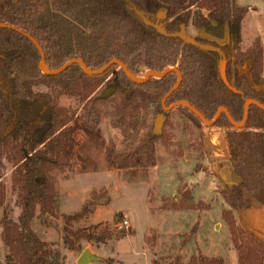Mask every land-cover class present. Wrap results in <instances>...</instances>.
<instances>
[{"label":"trees","instance_id":"trees-1","mask_svg":"<svg viewBox=\"0 0 264 264\" xmlns=\"http://www.w3.org/2000/svg\"><path fill=\"white\" fill-rule=\"evenodd\" d=\"M131 1L147 14L164 8L169 30L177 23L191 24L195 28H208L215 23L232 28L237 38L248 12L239 4L240 0ZM0 24L31 36L41 47L51 70L59 69L72 59L81 60L91 70H98L116 59L137 79L149 71L176 68L182 81L165 105L186 101L207 120H212L223 107L232 120L240 124L245 101H256L257 105L248 108L244 128H234L225 114L213 126L227 129V162L240 178L238 185L226 187L219 193L228 208L222 212V218L228 225L238 263L264 264V242L239 227L232 217L233 210L247 208L249 202L264 205V92H257L252 87L264 83L263 50L258 39L245 52L236 46L228 61L226 77L237 91L235 94L217 79L212 55L146 28L128 12L124 0H0ZM244 62L249 64L248 77L239 75L235 67ZM39 63L40 55L29 40L15 31L0 29V238L5 253L3 264H62L59 252L47 247L35 233L33 223L38 221L47 230L52 228L49 220L57 219L53 177L58 171L72 167L63 155V149L72 145L65 130L69 117L56 102L46 94H35L33 88L44 85L65 94L75 93L81 101L91 105L102 101V94L93 98L91 95L100 83L107 81V85L123 96L124 108L138 98L141 104H154L157 116L163 113L162 98L177 82V75L170 73L138 85L128 80L118 66H112L96 77L84 75L78 65H72L60 75L47 76L39 71ZM126 90L131 93L127 95ZM34 102L42 105V113L28 111ZM176 109L195 126H203L187 108ZM168 115L169 112L165 113L166 118ZM156 138L153 131L147 133L141 140L140 149L145 150ZM2 160L13 167L11 190L17 195L20 207L16 221L10 217L11 210L5 208ZM88 213V208L84 207L72 215L60 216L64 224L62 243L69 250H76L81 240L101 243L111 238L112 234L105 229L92 234L70 229ZM187 264L224 262L197 252Z\"/></svg>","mask_w":264,"mask_h":264},{"label":"rangeland","instance_id":"rangeland-1","mask_svg":"<svg viewBox=\"0 0 264 264\" xmlns=\"http://www.w3.org/2000/svg\"><path fill=\"white\" fill-rule=\"evenodd\" d=\"M239 4L248 12L238 38L233 30L227 31L228 53H225L231 59L236 46L245 52L258 39L263 50L264 80V1L240 0ZM161 10L165 9L160 8L154 14L160 17ZM185 31L194 39L206 33V28L189 24ZM218 60L214 55L215 69ZM235 67L239 75L248 77L247 62ZM106 82L100 83L91 97L108 92L107 95L91 105L75 93L65 94L44 85L33 88L35 94H46L67 113L65 130L72 139V145L63 149L72 167L58 171L53 177L57 219L49 220L52 228L47 230L35 221V233L47 247L59 252L62 264H76L86 249L101 259L92 264H187L197 252L221 259L224 264H239L228 225L222 218V212L228 208L219 195L229 187L221 181L227 162V129L197 127L174 109L165 117L155 141L141 150V140L153 131L156 122L154 104L144 105L135 98L124 108L123 96L111 90ZM252 87L264 92V83ZM28 111L42 113L44 108L34 102ZM2 164L5 208L11 210L10 217L16 221L20 207L11 190L13 167L3 160ZM253 204L256 203L249 202L248 207ZM84 207L88 208V215L70 229L89 234L105 229L112 236L101 243L81 240L76 250H69L62 243L64 224L60 216L72 215ZM1 213L2 209L0 218ZM232 217L241 227L233 211ZM4 254L0 238V264L4 262Z\"/></svg>","mask_w":264,"mask_h":264},{"label":"water","instance_id":"water-1","mask_svg":"<svg viewBox=\"0 0 264 264\" xmlns=\"http://www.w3.org/2000/svg\"><path fill=\"white\" fill-rule=\"evenodd\" d=\"M124 2L127 5V9L133 13L134 18H136L137 21H139L146 28H149V27L154 28V30H155L154 32L156 34H158L162 37H165V38L178 39L182 43H184L185 45L192 46V47L196 48L197 50H199L203 53H206V54H209V53L217 54V56L219 58V60L217 62V67H216L217 79L229 91H231L232 93H235V94L237 93V91L230 85V83L228 82L227 77H226V67H227L228 61L230 60V57H229V55L228 56L225 55L224 51L222 50V47H223L222 45L221 46H214L211 44L199 42L193 38L188 37L186 34V31H185L186 26L184 24L180 25L178 31H175V32L167 31L165 23H157L155 25L152 24L149 21L150 15L143 12L141 9H139L131 0H124ZM161 11H163L162 17L165 18L166 10H161ZM0 29H9V30L15 31L18 34L25 37L27 40H29L33 44V46L36 48V50L38 51V53L40 55V63L38 65V69L43 75L57 76V75H60L61 73H63L65 70H67L72 65H78L82 69V72L84 73V75H86L88 77H96V76H100V75L104 74L110 67L118 66L123 71V73L128 78V80H130L131 82H133L135 84L143 85V84H146L150 79H160V78H163L170 73H175L177 75V82L173 86V88L168 93H166L165 96L162 98L161 107H162L163 113L157 115V117H156V122H155L154 129H153V135L154 136H157L161 132V126L163 124V121L165 120V113H168V112H170V111H172L178 107L187 108L206 127H212L216 123V121L220 118V116L222 114H225L228 122L234 128H236V129L240 128L241 129V128H244V126H245L249 106L250 105H257V102L254 100L248 99L245 101L243 121L240 124L235 123L232 120L229 113L227 112V110L223 107H221L217 110V112H216V114L212 120H207L205 117H203V115L200 112H198L195 108H193L186 101H179V102L173 103L169 106L165 105L168 97L179 88L181 81H182L181 73L176 68H167V69L163 70L162 72L149 71V72H146L144 74L142 79H137L134 77V75L128 70V68L121 61L116 60V59L109 61L106 65H104L102 68H100L98 70H91L81 60L72 59V60L68 61L67 63H65L59 69L51 70L46 65L45 56H44V53H43L41 47L37 44V42L31 36H29L25 33H22L21 31L15 29L14 27L8 26V25L0 24ZM200 36L205 37V38H209L212 40H216L213 37H211L210 35H207L205 33H200ZM216 41L219 42L220 44H222L225 41V35H224L223 39L216 40ZM234 43L235 42L232 41V43H231L232 47H233ZM111 90H114V89L112 88ZM107 93L108 92H106V94L102 95V98H104L107 95ZM99 261H101V259L99 257L92 254L89 249H86L82 252V254L78 258L76 264H92V263L99 262Z\"/></svg>","mask_w":264,"mask_h":264},{"label":"crops","instance_id":"crops-1","mask_svg":"<svg viewBox=\"0 0 264 264\" xmlns=\"http://www.w3.org/2000/svg\"><path fill=\"white\" fill-rule=\"evenodd\" d=\"M224 168L225 171L221 176V181L224 185L229 187L238 185L240 178L235 175L228 162H226ZM233 213L243 229L264 240V205L256 203L244 209H235Z\"/></svg>","mask_w":264,"mask_h":264},{"label":"flooded vegetation","instance_id":"flooded-vegetation-1","mask_svg":"<svg viewBox=\"0 0 264 264\" xmlns=\"http://www.w3.org/2000/svg\"><path fill=\"white\" fill-rule=\"evenodd\" d=\"M158 12V11H157ZM156 12V13H157ZM155 13V14H156ZM155 14H149L150 17H149V21L152 23V24H157V23H165L166 25V30L167 31H170V32H175V31H178L179 30V27L180 25L182 24H179L177 23L171 30L168 29V26H169V21L167 19V11H166V16L165 18L162 17L163 15H161L160 17L155 15ZM157 16V17H156ZM148 29H150L151 31H155L154 28L152 27H149ZM230 30H233L232 28H229L225 25L223 26H219L217 24H213L211 23L209 25L208 28H206V33L207 35H210L211 37H213L214 39L216 40H221L224 38V35H225V41L220 44L219 42H217L216 40H212V39H209V38H205V37H201L200 34H199V37L198 38H194L195 40L199 41V42H203V43H207V44H211V45H214V46H223L222 47V50L225 52H227V48H228V42H227V31L229 32ZM234 31V30H233ZM228 53V52H227ZM227 53H225V55L227 56ZM210 55L213 56L214 58V55L217 56V54H214V53H209ZM218 57V56H217Z\"/></svg>","mask_w":264,"mask_h":264}]
</instances>
